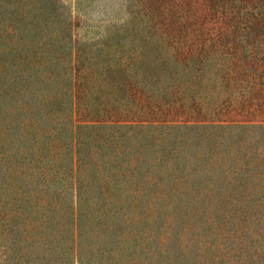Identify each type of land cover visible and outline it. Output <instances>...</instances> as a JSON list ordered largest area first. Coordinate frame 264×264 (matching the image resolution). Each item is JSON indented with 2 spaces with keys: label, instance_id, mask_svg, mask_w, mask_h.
<instances>
[{
  "label": "trees",
  "instance_id": "trees-1",
  "mask_svg": "<svg viewBox=\"0 0 264 264\" xmlns=\"http://www.w3.org/2000/svg\"><path fill=\"white\" fill-rule=\"evenodd\" d=\"M137 2L82 58L63 0H0V264H264V146L202 121L228 120L236 59L202 20L229 6Z\"/></svg>",
  "mask_w": 264,
  "mask_h": 264
},
{
  "label": "rangeland",
  "instance_id": "rangeland-1",
  "mask_svg": "<svg viewBox=\"0 0 264 264\" xmlns=\"http://www.w3.org/2000/svg\"><path fill=\"white\" fill-rule=\"evenodd\" d=\"M63 1L66 4L64 13L68 14L71 21L70 28L64 34V43H66L65 48L70 49L73 56L78 51L84 58V55L88 54V49L95 50V44L105 46L119 39L125 41L129 37L127 33L133 32V26L138 24V18L135 16L139 6L137 0ZM211 1H215L217 7L222 8L221 5H227L229 9L227 13L217 10L215 12L214 9L208 13V16L202 20L205 24L202 33L214 39L208 42V47L216 51L215 57L218 60L222 55L234 54L236 59L234 75L231 78L232 81L229 78L234 92L231 94L229 90L217 87L222 92V99L229 100L231 104L226 109L228 120L205 119L202 121L249 124L246 128L241 126L227 128L224 133L229 141L235 142L236 148H239L237 142L247 138L249 155L253 160L251 156L256 154L258 148L264 146V59L255 57L257 54H264V12L259 17H253L249 7H253L251 4L254 0H245L250 2L247 13L243 16H234L232 4L239 3V0ZM261 1L264 3V0ZM247 46L252 53L251 60L246 57ZM257 62H259V72L254 73L250 70L252 64L258 65ZM260 160L259 169H262L264 157ZM238 210L240 209L231 210L237 218L240 214Z\"/></svg>",
  "mask_w": 264,
  "mask_h": 264
}]
</instances>
